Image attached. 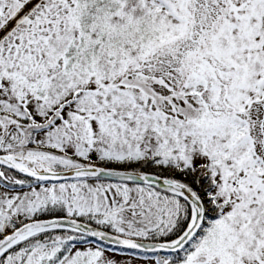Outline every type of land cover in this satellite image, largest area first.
<instances>
[{"label": "snow or ice", "instance_id": "1", "mask_svg": "<svg viewBox=\"0 0 264 264\" xmlns=\"http://www.w3.org/2000/svg\"><path fill=\"white\" fill-rule=\"evenodd\" d=\"M0 264H264V0H0Z\"/></svg>", "mask_w": 264, "mask_h": 264}]
</instances>
